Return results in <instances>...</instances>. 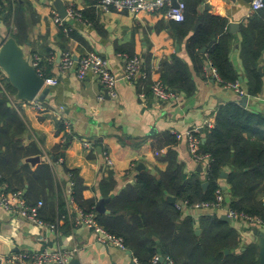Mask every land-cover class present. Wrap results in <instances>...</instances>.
I'll return each mask as SVG.
<instances>
[{
	"label": "crops",
	"instance_id": "0c3cea01",
	"mask_svg": "<svg viewBox=\"0 0 264 264\" xmlns=\"http://www.w3.org/2000/svg\"><path fill=\"white\" fill-rule=\"evenodd\" d=\"M27 1L31 9V13L26 12L28 40L19 45L31 61L35 56L41 58L44 62L41 66L42 76L56 78V83L43 86L47 88L44 99L21 102L14 98L15 92L8 90L6 75L7 83L3 78L0 100H4L6 107L17 112L26 124V130L14 138V141L18 139L25 148H35L36 154L24 155L14 165L13 172L6 175L5 179H11V183L2 176L3 182L0 186L4 185L5 191H12L11 187H20L17 190L24 195L29 187L25 170L33 171L42 163H48L51 167L50 182L44 189L48 200L40 206L39 216L47 222H56L57 219L60 222L58 231L51 232L3 209L0 205L2 264L14 253L55 247L68 250L77 248L78 254L74 258L80 264H130L132 259L134 264H141L131 250L130 256L127 253L129 249L120 250L106 246L96 239L92 230L76 225L75 216L80 208L71 200L73 183L67 170H75L82 179L84 199H95L96 204L99 197L109 198L105 203L107 210L109 209L106 205L112 195L129 183H135L139 172L156 174L165 170L168 163L162 157L168 149L177 152L187 173L198 171L200 164L202 170L199 172L204 178L207 160L197 162L190 149L188 137L177 138L175 133L191 129L198 131L202 140L205 139L206 123L214 126L220 106L230 102L241 105L243 97L247 98L245 108L264 115V48L261 58L255 63L248 48L254 44L262 30L260 26L264 25V7L253 10L252 0H202L197 7L200 15L225 17L228 32L230 23L238 24L233 32H229L232 35L229 57L238 74V82L235 84L243 92L240 95L233 88L221 85L212 77L210 69L196 70L187 50V39L198 28L199 19L187 30V35L178 37L179 22L166 17V7L158 12L133 15L115 9L104 11L96 5L95 0H60L67 12L62 28L55 21L54 16L59 15L54 6L55 0ZM2 6L3 9L8 6L6 0H2ZM5 10L0 14V32L12 36L14 28L7 19ZM70 10L76 15L69 14ZM244 28L247 29L246 36L249 40L244 36ZM71 32L74 36L70 35ZM62 36L68 37V40H62ZM118 47L124 50L120 51ZM203 48L200 51L205 53L207 47ZM64 51H70L76 58L89 52L106 58L109 70L117 79V96L107 95L93 73L79 78L76 63L71 69L61 71L60 56ZM132 56H138L142 60L141 73L135 85L124 75L125 61ZM174 56L188 67L195 86L191 94L171 89L164 84V67ZM203 62L204 67H213L205 57ZM254 65L257 66V72L263 75L262 90L257 94L249 93V76L254 75ZM155 80L162 81L166 88L176 92L175 98L160 100L154 97L150 93V85ZM37 104L42 108H37ZM3 108L1 107V111ZM57 123L63 125V128L58 129ZM165 133L176 139L171 147L163 144L167 138ZM67 140L63 160L54 158V147ZM84 140L89 142L88 146H85ZM13 150V145L7 146L0 136V155ZM222 171L227 172L228 176V168ZM19 175L23 178H17ZM110 175L115 186L111 190L106 189L108 193L104 194L101 192V181ZM226 177H222L220 185L229 192ZM41 186L38 182L34 189L41 193ZM259 197L264 201V194ZM225 209L227 208L198 210L185 207L182 209L181 218L192 216L198 229L201 215L211 214L216 210L221 217L226 214ZM229 223L238 230L243 248L251 243L257 245V236L253 232L255 223L244 218H230ZM256 226L260 227L259 224ZM200 232L196 233L199 235ZM161 261L166 264L165 260ZM142 264H152V260Z\"/></svg>",
	"mask_w": 264,
	"mask_h": 264
},
{
	"label": "trees",
	"instance_id": "16d2710c",
	"mask_svg": "<svg viewBox=\"0 0 264 264\" xmlns=\"http://www.w3.org/2000/svg\"><path fill=\"white\" fill-rule=\"evenodd\" d=\"M6 1L8 6L3 9L0 0V14L6 9V17L14 28L12 36L18 44L24 43L28 40L26 12L31 13L30 4L27 0ZM181 1L185 4V17L182 21H176L179 22L177 36L187 35V30L196 20H200L196 31L187 39V50L196 70L204 69L205 57L216 70L221 85L237 83L238 74L229 57L232 35L227 31V19L200 15L197 7L202 0ZM260 27L262 30L254 44L248 47L254 63L261 58L264 48V25ZM246 30L243 29L244 36L249 40ZM70 35L74 36L73 32ZM62 40H68V37L62 36ZM203 47H207L206 54L200 51ZM117 49L124 50L122 47ZM40 62L41 67L44 62ZM254 69V75L249 76V93L257 94L262 90L263 75L257 72L256 65ZM163 80L171 89L182 90L187 94L194 92V81L188 67L178 57L174 56L167 61ZM4 81L7 83L5 76ZM0 86H3L2 80ZM7 88L15 92L9 83ZM3 101L0 100V136L3 143L7 146L12 144L14 150L0 155V181L3 176L4 180L11 183V179H5L6 175L13 172L14 165L24 155L36 154V150L33 147L25 148L18 139L14 141V138L26 130V124ZM1 107H4L3 111ZM57 126L58 129L63 128L59 123ZM196 134L200 136L198 131ZM164 135L167 137L164 145L171 147L176 143L175 137L168 133ZM204 138L205 142H202L200 136L199 146L195 149L197 155H207L209 158L204 178L199 171L187 173L177 152L168 149L162 157L168 163L166 169L156 174L139 172L135 183H129L112 195L106 205L109 214L96 213V200L83 198L84 185L75 170H67L73 183L71 200L84 212H93L98 224L107 232L120 237L126 249L131 250L141 264L149 263L155 255L162 256L166 264H169V260L173 264H258V246L251 243L243 248L238 230L221 219L216 210L200 216L198 229L201 232L198 235L193 217L189 215L181 218L182 210L177 205L185 202L190 207L193 204L214 201L216 190H222L221 171L228 168L226 182L229 196H225L223 207L227 206L238 214L260 219L264 228V201L259 197L264 194V115L236 102L226 103L217 110L214 126L205 127ZM67 145L68 140L64 144L56 145L52 151L53 157L63 160ZM50 169L49 164L44 162L33 171L25 170L29 187L23 196L28 205L48 200L44 189L49 186ZM17 178L23 177L19 175ZM205 181L208 186L203 189L202 184ZM38 182L42 184V194L34 189ZM101 184V192L106 194V189L111 190L115 181L110 175ZM11 188L16 191L20 187ZM167 195L175 196L176 201L167 200ZM157 264H163V261L158 260Z\"/></svg>",
	"mask_w": 264,
	"mask_h": 264
},
{
	"label": "built area",
	"instance_id": "2783aa9c",
	"mask_svg": "<svg viewBox=\"0 0 264 264\" xmlns=\"http://www.w3.org/2000/svg\"><path fill=\"white\" fill-rule=\"evenodd\" d=\"M96 5L104 11L110 9H115L117 11H126L130 14L136 15L141 12H158L166 7L165 15L169 19L175 21H182L184 19V9L185 4L177 0L175 6L172 5L171 0H95ZM168 6V7H167ZM253 10H258L264 7V0H252ZM1 10V2H0ZM69 14L76 15L73 10L69 11ZM55 21L59 26L64 25L65 18L55 15ZM32 65L35 67L39 75H42V70L40 67L41 58L35 56L32 58ZM76 63V73L79 78H84L88 73H93L101 86L110 97H116L117 92L116 86V76L113 74L108 67V60L95 52H89L79 58L73 56L70 51H64L60 56L59 69L61 71L71 69ZM142 60L138 56L127 57L125 61L124 75L125 78L132 84H136L138 75L141 73ZM211 70L212 77L219 80L216 70L210 66L205 68V71ZM5 74L0 68V81L3 80ZM56 83V78H45V84L53 85ZM226 87L233 88L240 95L243 94L238 88L237 84H227ZM150 93L160 100H171L174 99L176 94L166 88L162 81L155 80L150 85ZM143 95V94H142ZM103 95L100 96L102 98ZM37 108L41 109L42 106L37 104ZM208 128H212V124L206 123ZM177 138L188 137L189 146L192 150L195 160L199 162L201 156L197 155L195 149L199 146L200 138L194 133V130L188 129L183 133H177ZM85 146L89 145L87 140L83 141ZM111 163L110 161H108ZM1 177V176H0ZM1 184V181H0ZM5 186H0V205L3 209L10 211L28 221L49 229L51 232H56L59 229L60 220L57 219L56 222H45L39 217V208L42 202H38L36 205H28L23 193L20 190L16 191H5ZM225 194L222 190L218 189L215 192V200L210 202L197 203L190 208L192 209H223ZM185 202L177 205L181 207ZM226 214L231 219L244 218L252 221L256 225L261 226V221L258 218L250 217L245 214H238L230 208L225 209ZM75 223L77 226L86 227L92 230L95 234L96 239L105 244L106 246H112L120 250H126L125 245L120 237H117L109 232H107L102 226H100L96 220L95 214L93 212H84L82 210L77 211V216H75ZM78 254V249L73 248L72 250L65 249L63 247L55 248H43L39 251H23L9 255L6 258L5 264H19V263H29V264H69V262ZM160 260V256L155 255L152 258V264H157ZM169 264H173L169 260Z\"/></svg>",
	"mask_w": 264,
	"mask_h": 264
},
{
	"label": "water",
	"instance_id": "95a60500",
	"mask_svg": "<svg viewBox=\"0 0 264 264\" xmlns=\"http://www.w3.org/2000/svg\"><path fill=\"white\" fill-rule=\"evenodd\" d=\"M173 6L177 4L175 0L172 1ZM54 6L56 7L58 14L61 18L67 15L66 8L60 0H55ZM237 23H230L229 32H233V29L237 28ZM205 48H203L204 51ZM0 68L7 77L9 84L14 89V98L18 101H34L35 99H44L47 92V88H43L45 78L39 75L35 67L32 65L31 60L25 55L24 49L17 43L13 36L10 34H2L0 32ZM261 71V69H260ZM246 97L242 98L241 105L245 106ZM205 142V139L202 140ZM37 160V158H36ZM198 171H201V165L198 164ZM227 172L222 171L221 177H226ZM208 182L202 184L203 189H206ZM225 191L226 197L229 196V192L225 187H222ZM171 202L176 201L175 196L167 197ZM109 198L99 197L95 204V210L102 213H109V210L105 208V203ZM226 208H228L226 206ZM221 219L230 221V217L227 214H223ZM200 232L199 229L196 231ZM253 232L257 236V245L259 249L258 264H264V228L262 226H254ZM127 253L131 256V251L127 250ZM160 260L163 257L160 256ZM132 259L130 264H134ZM0 264L2 260L0 259ZM69 264H80L77 258H73Z\"/></svg>",
	"mask_w": 264,
	"mask_h": 264
},
{
	"label": "bare ground",
	"instance_id": "6f19581e",
	"mask_svg": "<svg viewBox=\"0 0 264 264\" xmlns=\"http://www.w3.org/2000/svg\"><path fill=\"white\" fill-rule=\"evenodd\" d=\"M205 68L206 67H204V70H205ZM216 79V78H215ZM219 82H220V80H218ZM176 95H177V93L176 92H174ZM177 133H180V132H176L175 134H177ZM194 133L196 134V131L194 130ZM197 135V134H196ZM198 136V135H197ZM199 137V136H198ZM200 138V137H199ZM199 156H201V155H199ZM204 159H206L207 161H206V166L208 165V160H209V158H208V156L207 155H202L201 156V160H204ZM205 161V160H204ZM193 205H195V204H193ZM192 205V206H193ZM185 207H188L187 205H185V203H184V205L183 206H181V207H179V208H181V210L183 209V208H185ZM191 207V206H190ZM190 207H188V208H190ZM197 209V208H196ZM101 226V225H100Z\"/></svg>",
	"mask_w": 264,
	"mask_h": 264
}]
</instances>
